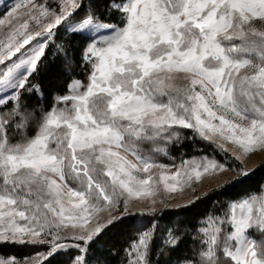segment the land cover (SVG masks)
<instances>
[{"label": "snow or ice", "instance_id": "snow-or-ice-1", "mask_svg": "<svg viewBox=\"0 0 264 264\" xmlns=\"http://www.w3.org/2000/svg\"><path fill=\"white\" fill-rule=\"evenodd\" d=\"M53 47L66 75L45 103ZM257 170L264 0H11L0 13V264H264ZM113 230L130 232L119 249Z\"/></svg>", "mask_w": 264, "mask_h": 264}, {"label": "trees", "instance_id": "trees-1", "mask_svg": "<svg viewBox=\"0 0 264 264\" xmlns=\"http://www.w3.org/2000/svg\"><path fill=\"white\" fill-rule=\"evenodd\" d=\"M64 37V33L61 32L57 36V42H59L60 39ZM55 49L54 47L52 50L49 51V57L46 61L45 67L41 69L40 74V82L44 86L46 92H45V103L49 99L47 95V91L51 88L55 87L58 83H60L65 78V69L62 65L60 58L58 55H55ZM37 98L33 97V100L35 101ZM187 136H191V132L185 133ZM197 147L201 146L199 144L196 145ZM193 144L191 141H188L185 143V150L189 154H196L192 151ZM171 156H179V151L176 148H173L170 152ZM161 160L164 162H169L168 157H160ZM258 182H264V171L257 170L255 174L252 176V180L250 183L255 184ZM239 191V189L232 190V193H229V195L234 194L235 192ZM243 193H241L242 195ZM225 196V193H219L218 195H210L208 198H202L199 203H197L194 207L189 206V212L185 215H192L196 213L204 212L208 209H211L213 206V201H217L220 199H223ZM165 219H167V213H165ZM110 235V243L116 245V248L119 249L123 242L127 239V237L130 235V232L127 230L124 231H117L113 230ZM18 251L23 252L25 255L27 254L26 250L20 249ZM122 254H116L112 257L113 264H120Z\"/></svg>", "mask_w": 264, "mask_h": 264}, {"label": "rangeland", "instance_id": "rangeland-1", "mask_svg": "<svg viewBox=\"0 0 264 264\" xmlns=\"http://www.w3.org/2000/svg\"><path fill=\"white\" fill-rule=\"evenodd\" d=\"M10 3L11 0H0V13H3Z\"/></svg>", "mask_w": 264, "mask_h": 264}]
</instances>
